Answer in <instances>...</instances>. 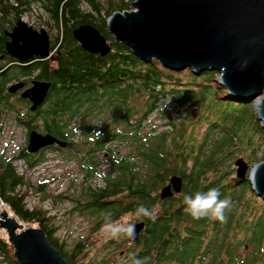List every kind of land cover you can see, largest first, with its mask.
I'll use <instances>...</instances> for the list:
<instances>
[{
	"label": "trees",
	"instance_id": "1",
	"mask_svg": "<svg viewBox=\"0 0 264 264\" xmlns=\"http://www.w3.org/2000/svg\"><path fill=\"white\" fill-rule=\"evenodd\" d=\"M132 1L0 0V53L11 62L0 66V133L14 115L27 137L35 128L68 141L35 152L0 148V200L24 222L42 226L71 264H131L134 257H147V264H264V198L252 186L251 168L241 178L235 165L242 153L250 165L264 158V125L253 102L232 97L217 70L172 69L116 40L107 19L115 10L131 9ZM25 15L52 32L50 56L22 61L8 54L5 30ZM82 23L107 37V54L89 51L76 39L73 31ZM34 77L52 82L36 110L28 98L8 90L11 81L28 84ZM97 129L103 136H95ZM51 149L60 150L69 166L68 187L55 199L71 202L67 214H85L92 224L73 240L58 234V212L29 202L33 189L53 195L51 178L33 181L17 164L21 158L32 168ZM175 174L182 177L181 191L161 197ZM210 187L231 200L226 222L194 219L186 211L183 195ZM139 205L153 218L136 215ZM109 214L111 222L129 214L126 225H145L135 241L124 234L109 237L104 255L89 260L90 235L108 223ZM13 250L0 234V264H20Z\"/></svg>",
	"mask_w": 264,
	"mask_h": 264
},
{
	"label": "water",
	"instance_id": "2",
	"mask_svg": "<svg viewBox=\"0 0 264 264\" xmlns=\"http://www.w3.org/2000/svg\"><path fill=\"white\" fill-rule=\"evenodd\" d=\"M133 8L115 10L107 19L108 30L116 40L126 43L146 61L159 59L172 69L192 67L220 72L229 94L245 101L263 96L259 119L264 124V0H133ZM81 45L92 52L107 54L112 45L93 24L82 23L74 29ZM5 33L6 50L22 61L51 55V37L44 26L36 27L21 16ZM4 54L0 55V59ZM52 82L34 78L21 96L31 101L30 108L42 105ZM25 86L18 80L8 86L15 92ZM62 147L68 141L50 132L30 131L27 151L35 152L52 144ZM241 178L251 168L249 178L255 191L264 198V159L250 165L244 155L235 160ZM182 177L173 175L161 189V197L182 189ZM135 241L145 222L137 221ZM0 227L6 230L20 264H71L50 241L45 229L26 225L19 216L4 208Z\"/></svg>",
	"mask_w": 264,
	"mask_h": 264
},
{
	"label": "rangeland",
	"instance_id": "3",
	"mask_svg": "<svg viewBox=\"0 0 264 264\" xmlns=\"http://www.w3.org/2000/svg\"><path fill=\"white\" fill-rule=\"evenodd\" d=\"M133 8V6H132ZM25 19H27L29 22L32 20V17L30 15H25ZM42 17L38 15V21H41ZM32 23V22H31ZM33 24V23H32ZM44 27L47 29L48 26L46 24H43ZM54 31H56L55 27L53 28ZM51 34L52 32L49 31ZM52 35V34H51ZM50 35V37H51ZM53 51V50H52ZM186 75V74H183ZM217 78H220V72L216 74ZM259 97V96H258ZM258 97H255L252 102L253 106V112L256 114L259 118V113H258ZM260 120V119H259ZM261 124H263V121L260 120ZM4 127L1 130L0 133V148L6 149V151L10 154L12 153H17L21 147L27 146V133H26V128L20 124L18 121L15 120V116H10L3 122ZM264 125V124H263ZM75 147V151H76ZM47 152V160L44 162H41L37 164L36 166L27 169L26 164L23 161V159L19 158L17 159V164L18 168L22 171L25 170L27 175L31 177L33 181H40L44 178H51V181L48 184V188L51 194H43L42 191H34L31 190V194L29 195L28 199L31 205L35 204H43L49 209H51L54 212H58L61 215V220H62V226L59 229L58 234L60 236H68L69 240H73L76 238V236L81 233V232H86L87 230L90 229L91 227V221H89L88 216L85 214H80V213H73V214H67V209L72 206V203L65 200H57L55 199L54 194L58 193L62 190L67 189L68 187V169L69 166H66V162L64 160H61V155H60V150L58 149H51V150H46ZM262 152V150L260 151ZM38 154V153H37ZM244 156L245 154L242 153ZM246 157V156H245ZM264 159V158H263ZM71 165H74V168H77V160H74ZM55 178V180L52 181V179ZM33 188V187H32ZM8 209L10 210L9 207L5 206L4 202L0 200V212L2 209ZM11 211V210H10ZM135 218V216H133ZM132 217L128 214L120 219L111 222L114 225L122 226L126 225L129 220H131ZM26 225H33L37 226L36 224H30L25 222ZM133 225V224H132ZM0 234L2 236L8 237V234L5 229L0 227ZM112 234L108 230V228L103 226L99 231L94 232L90 235V240L92 243H90V249L88 252V257L89 260L96 261L100 259L104 253L106 246H104L105 241L111 237ZM118 235L117 237H119ZM113 255V254H111Z\"/></svg>",
	"mask_w": 264,
	"mask_h": 264
},
{
	"label": "clouds",
	"instance_id": "4",
	"mask_svg": "<svg viewBox=\"0 0 264 264\" xmlns=\"http://www.w3.org/2000/svg\"><path fill=\"white\" fill-rule=\"evenodd\" d=\"M169 102V101H168ZM97 138L103 136V132L100 129L95 131ZM183 202L186 206V211L194 218L201 219L204 217H211L214 220L220 222H226L225 211L230 210L231 200L228 197L221 199V192L219 188L210 187L206 191H196L195 193H185L183 195ZM136 215L146 216L153 218L151 210L146 208L144 205H139L136 208ZM108 223L106 227L111 232L113 237L124 234L130 238L135 237V226L132 224L128 225H114L111 223L110 214L105 217ZM148 258H133L131 264H147Z\"/></svg>",
	"mask_w": 264,
	"mask_h": 264
},
{
	"label": "flooded vegetation",
	"instance_id": "5",
	"mask_svg": "<svg viewBox=\"0 0 264 264\" xmlns=\"http://www.w3.org/2000/svg\"><path fill=\"white\" fill-rule=\"evenodd\" d=\"M1 54H4V57H3L2 59H0V66H2V65H1L2 62L8 61V59L6 58V53H0V55H1ZM8 54H10V53H8ZM10 55H12V54H10ZM13 56H14V55H13ZM7 63H8V64H11L10 61H8ZM7 63H6V64H7ZM8 64L6 65V67L8 66ZM4 66H5V65H4ZM4 66H2V67H4ZM34 78H38V77H34ZM34 78H31V81H30L28 84H27V81H26V80H23V81L25 82V86L22 87L21 89L15 91V92H10V93H12L13 95H14V94H16V95H21L22 90H23L25 87H27L28 85H30V84L32 83V80H33ZM18 80H20V79H15L14 81H11L10 84L13 83V82H15V81H18ZM21 80H22V79H21ZM8 86H9V85H8Z\"/></svg>",
	"mask_w": 264,
	"mask_h": 264
},
{
	"label": "bare ground",
	"instance_id": "6",
	"mask_svg": "<svg viewBox=\"0 0 264 264\" xmlns=\"http://www.w3.org/2000/svg\"><path fill=\"white\" fill-rule=\"evenodd\" d=\"M260 97V98H259ZM258 98V109H259V106H260V104H261V102H262V98H263V96L262 95H260Z\"/></svg>",
	"mask_w": 264,
	"mask_h": 264
}]
</instances>
